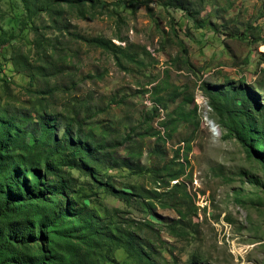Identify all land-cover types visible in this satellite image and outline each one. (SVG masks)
Segmentation results:
<instances>
[{"label": "rangeland", "instance_id": "374dc122", "mask_svg": "<svg viewBox=\"0 0 264 264\" xmlns=\"http://www.w3.org/2000/svg\"><path fill=\"white\" fill-rule=\"evenodd\" d=\"M99 1L94 16L66 14L70 32L117 49L44 28L43 14L33 23L37 33L56 42L45 52L34 32L20 28L26 20L20 1L0 0L1 111L28 124L27 142L44 105L70 118L79 112L82 131L104 140L91 168L97 181L85 169L62 164L61 171L70 177L76 210L107 221L106 210L116 208L121 223L130 224L144 257L118 248L119 264H264V168L227 128L233 118L264 126L263 6ZM238 88L248 90L251 105L240 106ZM209 93L233 112L219 118L204 98ZM172 111L187 117L171 124L165 118ZM51 125L61 137L62 123ZM111 159L120 161L117 167ZM175 172L178 179L170 178ZM120 191L133 196L130 203Z\"/></svg>", "mask_w": 264, "mask_h": 264}, {"label": "trees", "instance_id": "16d2710c", "mask_svg": "<svg viewBox=\"0 0 264 264\" xmlns=\"http://www.w3.org/2000/svg\"><path fill=\"white\" fill-rule=\"evenodd\" d=\"M19 1L26 15L21 30L34 32V41L45 52L55 48L56 42L37 33L33 23L43 14L48 17V23L42 25L44 28L50 27L58 34L65 31L85 44L105 51L117 49L109 40L70 32L66 14L75 13L78 18L94 16L96 9L103 6L99 0ZM47 92L48 89L41 90L39 94ZM208 96L209 101L206 96L204 98L219 118L233 112L230 103L222 104L215 98L216 93ZM233 96L240 101V106L251 105L250 93L245 88H238ZM47 110L48 105H44L35 111V122L27 142L24 128L28 124L7 117L0 107V264H119L113 258V252L118 248L130 258L142 260L144 251L135 247L130 224L126 223L125 227L121 223L119 209L106 210L105 221V216L92 210H76V201L69 199L73 194L69 189L70 177H64L61 165L85 169L97 181L92 169L98 155L104 151V140L95 137L91 131H82L79 112H73L74 116L70 118L69 114ZM254 111L262 114L260 108L254 107ZM185 114L174 117L176 111H172L165 119L175 124L186 118ZM57 119L63 125L61 137L51 125ZM227 128L243 145L246 154L256 156L264 168V126L259 130L250 118H233ZM128 138L126 135L124 139ZM118 162L111 159L110 167H117ZM122 163L127 167L126 162ZM169 177L178 179L179 174L175 172ZM119 198L130 203L133 196L120 191Z\"/></svg>", "mask_w": 264, "mask_h": 264}, {"label": "crops", "instance_id": "0c3cea01", "mask_svg": "<svg viewBox=\"0 0 264 264\" xmlns=\"http://www.w3.org/2000/svg\"><path fill=\"white\" fill-rule=\"evenodd\" d=\"M242 0H237V3L241 2ZM249 2L253 3L256 7L263 6L264 8V0H248Z\"/></svg>", "mask_w": 264, "mask_h": 264}, {"label": "bare ground", "instance_id": "6f19581e", "mask_svg": "<svg viewBox=\"0 0 264 264\" xmlns=\"http://www.w3.org/2000/svg\"><path fill=\"white\" fill-rule=\"evenodd\" d=\"M205 100V99H204ZM211 125V124H210Z\"/></svg>", "mask_w": 264, "mask_h": 264}]
</instances>
